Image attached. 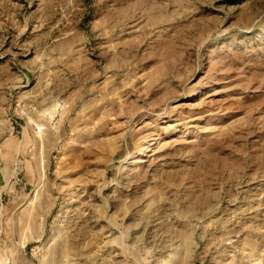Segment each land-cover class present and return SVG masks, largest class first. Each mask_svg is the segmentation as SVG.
I'll return each instance as SVG.
<instances>
[{
    "label": "rangeland",
    "instance_id": "374dc122",
    "mask_svg": "<svg viewBox=\"0 0 264 264\" xmlns=\"http://www.w3.org/2000/svg\"><path fill=\"white\" fill-rule=\"evenodd\" d=\"M0 264H264V0H0Z\"/></svg>",
    "mask_w": 264,
    "mask_h": 264
}]
</instances>
